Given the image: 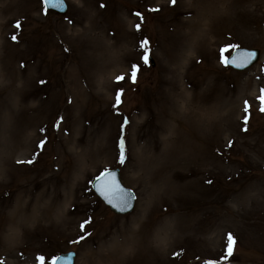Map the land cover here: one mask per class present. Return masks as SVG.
Returning <instances> with one entry per match:
<instances>
[{"label": "rangeland", "instance_id": "374dc122", "mask_svg": "<svg viewBox=\"0 0 264 264\" xmlns=\"http://www.w3.org/2000/svg\"><path fill=\"white\" fill-rule=\"evenodd\" d=\"M65 1L59 16L41 0H0L2 264L67 251L75 264H264V0H221L188 25L191 1L211 0ZM185 35L201 42L179 68ZM240 47L260 60L239 73L224 58ZM112 168L136 195L125 216L91 189Z\"/></svg>", "mask_w": 264, "mask_h": 264}, {"label": "snow or ice", "instance_id": "6c2138e0", "mask_svg": "<svg viewBox=\"0 0 264 264\" xmlns=\"http://www.w3.org/2000/svg\"><path fill=\"white\" fill-rule=\"evenodd\" d=\"M171 4L173 6H175L176 4V0H170ZM43 3L45 4V6H50L52 8H59V7H63L64 6V0H43ZM103 6V5H102ZM137 16H141L140 13H136ZM71 22V21H70ZM14 27H16L17 29H19L21 27L20 25V22L17 21L16 24L14 25ZM137 30H139L140 28V25L137 24ZM12 39L15 41L16 40V37L13 36ZM147 41H142V47L144 48V52H143V56H142V59L144 61L145 64H148L149 63V49L147 47H144L145 45H147ZM248 56L251 57V58H254V53H248ZM233 63H235V65L237 67H242V66H246V63H251V59H248L247 61L245 62H238L237 60H233ZM139 71V65L137 64H133L131 66V72H130V79L132 80L133 83L136 82V79H137V72ZM125 80V76L124 75H120V76H117L116 77V83H121L122 81ZM41 83H44L43 81ZM123 93V89H119L117 90L116 94H115V105L114 107H117L120 103H121V95ZM258 101L260 103V111L262 113H264V88L261 89V95L258 97ZM250 105L248 104L247 101H245V104H244V112H245V118H244V121H243V128H242V131H248V128H247V125H248V120L250 118ZM127 123V120L125 119L124 120V124ZM232 144L233 142L232 141H229V147H232ZM120 148H121V152H120V162L121 163H124V146H123V140H121L120 142ZM109 173H105V175H108ZM115 189L119 192H124L125 190L120 188L119 185H114ZM105 198L109 200V203H112V199L108 197V195L105 194ZM135 197L131 194V193H128L127 194V198H124L121 200V210L125 207L128 206V202L130 199H134ZM113 207H116L115 204H113ZM85 223H89V221H86ZM80 228L82 231H86L85 229V224H81L80 225ZM85 239V236L81 235L79 237L78 240H75V241H72V243H79L81 240H84ZM228 240H229V245H228V249H227V255L228 256H231L233 254V246H234V239L232 237L231 234H229L228 236ZM61 259H64L65 260V264H70V257L68 258H61V257H58V256H53L52 259H51V262L50 264H59V262L61 261ZM38 260L40 261V264H44V261H45V258L43 256H39L38 257ZM0 264H2V261H0ZM206 264H215L214 261H207Z\"/></svg>", "mask_w": 264, "mask_h": 264}, {"label": "water", "instance_id": "95a60500", "mask_svg": "<svg viewBox=\"0 0 264 264\" xmlns=\"http://www.w3.org/2000/svg\"><path fill=\"white\" fill-rule=\"evenodd\" d=\"M46 9L54 11L58 14H63V15L67 11L66 5H64L63 7H59V8H52L50 6H47ZM248 53H254V58L249 57ZM258 56H259V53L256 50L239 49V50L234 51L231 57L227 58L226 64L233 70L243 71L249 67H252V65H254L257 62ZM248 59H251V63H246V66L237 67L235 63H233V60H237L238 62H245ZM106 172L109 174L105 175ZM106 172L101 174L98 178H95V180L93 181L92 189L94 193L102 200V202L107 207H109L108 209H110L113 213L117 215H125L131 212L133 209L132 207L134 206L135 198L130 199L128 202V206L123 208L122 210H121V200L124 198H127L128 193H131L133 196L134 194L122 186L120 179H119L118 170L112 169V171H106ZM114 185H119V187L124 189L125 191L124 192L117 191ZM105 194L108 195V197L112 199V203H109V200L105 198ZM113 204H115L116 207H113ZM59 257L61 258L70 257V264H73V260H74L73 253L64 254ZM59 264H65V260L61 259Z\"/></svg>", "mask_w": 264, "mask_h": 264}, {"label": "bare ground", "instance_id": "6f19581e", "mask_svg": "<svg viewBox=\"0 0 264 264\" xmlns=\"http://www.w3.org/2000/svg\"><path fill=\"white\" fill-rule=\"evenodd\" d=\"M158 1H161V0H158ZM170 1V0H169ZM220 1L221 0H211V5L212 6H210V5H206V7L205 8H203V3L201 4V2H200V4H196V5H194L193 3L194 2H192L191 1V3H192V6H191V8H189V9H191V13H190V15H188L187 13H186V16L187 17H189V18H191V19H193V21H191V22H188V20L186 19L185 21L186 22H184V24H186L187 23V25L188 24H192V23H194V22H197V23H202L203 21H205L204 19H205V17L207 18L208 16L209 17H214V15H217L218 13H219V11H220V9H221V7L219 6V4H220ZM189 5H191V4H189ZM203 12H205V13H203ZM127 16L125 15V21L127 20ZM194 30L196 31V29L194 28ZM194 31V32H195ZM203 33V30L201 31H199L198 30V35L200 34H202ZM184 39H186L188 42L185 44L184 43V40L183 39H180V40H182V44H180L179 46H176L175 48H172V49H174L173 51H176V52H178V57H179V61H178V67L180 68L181 66H184V64L186 63V59H187V57H188V53L190 54L192 51H193V49L196 47V46H198L199 45V43L201 42L200 41V39H198V38H196V37H191V38H189L187 35H185V38ZM179 41V40H178ZM177 41V42H178ZM130 42V41H129ZM216 42L215 41H210V45H214ZM127 44L128 43H126V42H124V44L122 45V47L123 48H125L126 46H127ZM105 47L106 48H110V49H114L115 47H114V44L113 43H109V46L106 44L105 45ZM185 47V48H184ZM171 50V49H170ZM184 51H185V53H187V54H185L184 53ZM187 55V56H186ZM105 83H106V81H105V79L104 78H101L99 81H98V84L100 85H102V86H104L105 85ZM43 194V193H42ZM37 203H39V200L37 201ZM18 206V205H17ZM22 210L23 211H25L24 210V208H22ZM34 216V214L32 213L31 214V216L30 217H33ZM163 240L164 239H161V240H159V242H163Z\"/></svg>", "mask_w": 264, "mask_h": 264}]
</instances>
